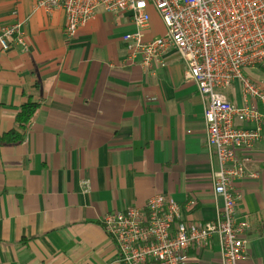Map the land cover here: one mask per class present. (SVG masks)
Here are the masks:
<instances>
[{"label": "crops", "instance_id": "crops-1", "mask_svg": "<svg viewBox=\"0 0 264 264\" xmlns=\"http://www.w3.org/2000/svg\"><path fill=\"white\" fill-rule=\"evenodd\" d=\"M37 0H0V33L21 23L27 50L0 48V135L29 98L39 108L21 144L0 146V264H121L103 219L143 209L157 195L180 207L187 226L214 221L217 163L206 143L204 97L171 51L166 66L128 62L129 13L98 9L75 36L62 10ZM144 39L164 34L153 10ZM254 71L250 77L258 82ZM243 104L238 84L225 90ZM249 176L232 183L236 217L248 222L245 264H264V128L239 153ZM220 242L187 250L186 264H222Z\"/></svg>", "mask_w": 264, "mask_h": 264}, {"label": "built area", "instance_id": "built-area-1", "mask_svg": "<svg viewBox=\"0 0 264 264\" xmlns=\"http://www.w3.org/2000/svg\"><path fill=\"white\" fill-rule=\"evenodd\" d=\"M46 13L65 14L64 35L92 20L98 9L130 14L133 31L123 35L128 62L145 70L165 67V56L176 52L185 65L184 79L204 97L206 143L217 163L214 194L222 207L214 221L187 226L179 221L180 207L162 195L145 208L130 207L106 215L103 227L114 240L121 264H186L187 250L220 242L222 264H245L249 225L236 217L240 200L232 183L249 176L239 153L252 150L264 128V84L248 71L264 68V0H37ZM153 9L164 34L144 39ZM27 50L21 23L0 33V48ZM239 85L243 104H232L225 90Z\"/></svg>", "mask_w": 264, "mask_h": 264}, {"label": "trees", "instance_id": "trees-1", "mask_svg": "<svg viewBox=\"0 0 264 264\" xmlns=\"http://www.w3.org/2000/svg\"><path fill=\"white\" fill-rule=\"evenodd\" d=\"M39 108V103L29 100L23 104L15 117L16 126L23 131L18 133L17 131L10 130L7 133L0 135V146H14L21 144L24 140L25 132L33 122L34 116Z\"/></svg>", "mask_w": 264, "mask_h": 264}, {"label": "rangeland", "instance_id": "rangeland-1", "mask_svg": "<svg viewBox=\"0 0 264 264\" xmlns=\"http://www.w3.org/2000/svg\"><path fill=\"white\" fill-rule=\"evenodd\" d=\"M254 72L253 73H256L255 77L259 80H262L264 81V68H260V69H255L253 70ZM233 104V103H232Z\"/></svg>", "mask_w": 264, "mask_h": 264}]
</instances>
